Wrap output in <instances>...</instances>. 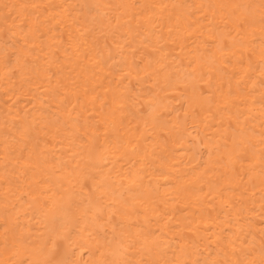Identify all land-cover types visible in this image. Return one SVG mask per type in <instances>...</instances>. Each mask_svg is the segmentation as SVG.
I'll list each match as a JSON object with an SVG mask.
<instances>
[{
  "label": "bare ground",
  "instance_id": "obj_1",
  "mask_svg": "<svg viewBox=\"0 0 264 264\" xmlns=\"http://www.w3.org/2000/svg\"><path fill=\"white\" fill-rule=\"evenodd\" d=\"M0 264H264V0H0Z\"/></svg>",
  "mask_w": 264,
  "mask_h": 264
}]
</instances>
